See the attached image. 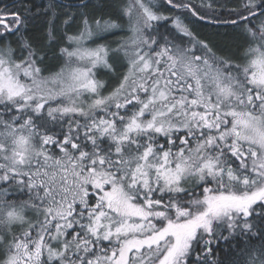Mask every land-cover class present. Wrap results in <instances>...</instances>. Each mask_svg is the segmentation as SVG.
<instances>
[{
  "label": "snow or ice",
  "instance_id": "obj_1",
  "mask_svg": "<svg viewBox=\"0 0 264 264\" xmlns=\"http://www.w3.org/2000/svg\"><path fill=\"white\" fill-rule=\"evenodd\" d=\"M0 264H264V0H0Z\"/></svg>",
  "mask_w": 264,
  "mask_h": 264
}]
</instances>
